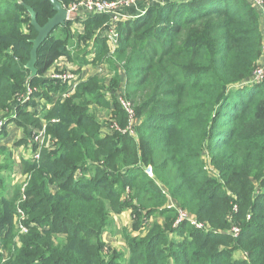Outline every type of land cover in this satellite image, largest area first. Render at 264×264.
Segmentation results:
<instances>
[{
  "label": "trees",
  "instance_id": "trees-1",
  "mask_svg": "<svg viewBox=\"0 0 264 264\" xmlns=\"http://www.w3.org/2000/svg\"><path fill=\"white\" fill-rule=\"evenodd\" d=\"M22 1L0 0V119L28 132L36 115L19 99L28 87L44 86L43 75L64 57L98 62L111 47L102 35L110 17L85 22L77 33L85 50L75 57L81 45L68 50L72 21L58 27L40 46L38 74L29 81L38 32L26 6L40 26L56 12L48 0ZM117 32L115 61L125 70L135 136L103 134L88 101L76 100L91 94L98 101L105 93L97 86L82 84L66 102L51 101L38 118L50 122L58 149L44 152L39 164H25V190L20 184L4 192L9 181L0 178L1 249L7 251L0 264H264V75L257 76L264 0L262 9L248 0H164L120 22ZM110 120L121 129L130 123L119 102ZM91 170L97 174L87 180ZM20 211L27 230L18 236ZM127 211L134 220L127 251L106 250L113 218ZM181 212L187 218L177 225ZM236 253L242 261L234 260Z\"/></svg>",
  "mask_w": 264,
  "mask_h": 264
},
{
  "label": "rangeland",
  "instance_id": "rangeland-1",
  "mask_svg": "<svg viewBox=\"0 0 264 264\" xmlns=\"http://www.w3.org/2000/svg\"><path fill=\"white\" fill-rule=\"evenodd\" d=\"M248 3L253 7H256L257 4V2H253L251 0H248ZM59 35L63 38L67 37L68 33L64 32ZM73 35L75 36L74 38L68 39V50L72 51L74 47L81 45V50L74 51L72 53L75 57L84 52L86 44L80 39V34ZM111 45L112 43H110V46ZM92 46L93 43H90L88 47L92 48ZM94 53L95 50L93 48V51L91 50V55L88 59L89 61L93 60ZM72 61L73 60L65 57L61 59L59 63L54 65L43 75V79L46 81V84H44L45 87L38 86L34 89L36 91H33V94L31 95V97L34 98H32L29 103L24 106L28 112L36 115L28 120V132L24 128L16 126L15 123L7 124V121L4 120L5 125L3 130L6 132L0 139V178L1 180H4V183L9 181V184L6 185L4 192L11 194L14 187H17L20 184L22 185V190H25L27 186V183H24L25 176L23 175L26 167L25 164L27 162H36L39 164L44 152L47 154L56 152L58 146L55 145V142L48 131V125L50 122L46 120L39 121L38 117L44 115L49 108H51L53 102H57L58 104L66 102V100L71 98L72 95L77 92L78 88L82 84L83 86L88 85L90 87L97 86L105 93H103V97H100L98 101L96 99L97 95L91 94H88L81 99H76L77 101H88L87 104L90 106L88 114L94 118L95 121H97L99 127L102 128V133L106 134L104 132L107 130L121 132L119 131L120 128L117 127L116 121H111L110 118L112 116V108L114 107V104L116 102L120 103L122 100L126 99L124 94V84L126 82L124 73L125 70L118 62L115 61V55L111 47L100 55L99 61L95 62V64L89 62L87 64L80 65L79 63H74L75 61ZM262 64V68H264V62ZM89 66L95 68L94 73L87 70ZM64 75H71L73 77L70 83H67L63 79L60 80V78ZM116 79L120 80L119 86L114 85V81ZM34 92L37 93L35 94ZM51 123H57V120H53ZM37 153L41 154L39 159H37ZM89 165L85 168H90ZM84 173V169H81L76 173L77 182H79L80 177H82ZM96 174V170H91V172L87 173L86 178H89L87 180H90L92 178L91 176H95ZM1 201L2 199L0 198V203ZM26 220L27 216L25 215H22L21 218L17 219V231L20 233L16 232L18 236L24 234L27 230L24 223ZM183 220H186V216L181 212V219L177 225H179L180 221ZM190 222L196 227L201 228V230L207 228L204 223L194 221ZM133 224L134 220L132 212L127 211L120 215H116L104 236L106 246L105 249L107 250L112 248L127 251V236L129 232H132L134 226ZM172 239L181 242L176 236H173ZM2 242L3 239L0 236V252L2 254L4 252L5 254L7 251H3L1 249V245L3 244ZM167 242V239L161 240L162 244H166ZM234 256L235 261L243 260V255L240 253H236Z\"/></svg>",
  "mask_w": 264,
  "mask_h": 264
},
{
  "label": "built area",
  "instance_id": "built-area-1",
  "mask_svg": "<svg viewBox=\"0 0 264 264\" xmlns=\"http://www.w3.org/2000/svg\"><path fill=\"white\" fill-rule=\"evenodd\" d=\"M17 1H19V0H17ZM251 1L257 2L256 7L262 9L263 0H251ZM141 2H145V3L152 6V5L163 4L164 0H73V2L70 3L68 6H65V5H63V6L68 12V18H69L70 22L73 20L72 15L80 13V12L88 13L91 17L103 16V15L109 16L110 21H109L108 28L103 32L102 35L107 37L108 40L110 41V43H112L111 49L113 50V53H114L115 49L118 46V38H119V34L117 32L118 24L120 22H123V21L134 19L133 17H129L124 12L125 8L134 7L138 3H141ZM142 15H144V14H142ZM142 15H140V16H142ZM140 16H138V17H140ZM135 18L137 19V17H135ZM84 22H86V21H84ZM84 22H83V30L85 28ZM91 49H93V46ZM263 75H264V69L262 68L261 70H259L257 72L258 79L263 78ZM72 78L73 77L71 75H64L62 78H60V80L63 79L67 83H70ZM57 80H59V79H57ZM34 89H36V88H32V87L27 88V91L19 99L21 106H26V104H28L29 101L32 98H34V97H31V95L33 94V91H36ZM34 93L36 94L37 92H34ZM120 105L126 111L128 117H129L130 123L126 128H124V129L120 128L119 131H121L122 133H125V134L126 133L129 135L131 134V136H135L134 127L137 124V119H136L135 113H134L130 103L126 99L122 100V102H120ZM4 123H5V121L0 119V132H2L4 129V125H5ZM117 127H118V125H117ZM40 157H41V154L37 153V159H39ZM146 173L150 177L153 176L152 171L150 169H147ZM21 214L24 215V213H22V212H21ZM186 218H187V216H186ZM232 233L235 236H237L240 233V230L238 228H233Z\"/></svg>",
  "mask_w": 264,
  "mask_h": 264
},
{
  "label": "water",
  "instance_id": "water-1",
  "mask_svg": "<svg viewBox=\"0 0 264 264\" xmlns=\"http://www.w3.org/2000/svg\"><path fill=\"white\" fill-rule=\"evenodd\" d=\"M52 3L54 11L56 12L55 16L45 25L40 26L37 21V16L31 7L26 6L30 16L32 25L38 32V36L33 40V49L31 51V60L27 64L26 68L30 71L29 81L37 76V62H38V50L40 46L50 37L53 31L58 27H63L67 22H70L68 18V12L64 8L63 4L59 0H48ZM19 4L24 5L22 0L17 1Z\"/></svg>",
  "mask_w": 264,
  "mask_h": 264
},
{
  "label": "crops",
  "instance_id": "crops-1",
  "mask_svg": "<svg viewBox=\"0 0 264 264\" xmlns=\"http://www.w3.org/2000/svg\"><path fill=\"white\" fill-rule=\"evenodd\" d=\"M150 6L151 5H149L145 2H141V3H138L134 7L125 8L124 12L129 17H133L134 19H136L135 17L139 18L138 16L145 14ZM72 17H73V20H72V29H73L72 33L73 34L81 33V31L83 30V22L92 18L88 13H85V12H80V13L74 14V15H72ZM57 63H59V62H57ZM94 69L95 68H92L90 66H89V68H87V70H89V72L91 71L93 73H94Z\"/></svg>",
  "mask_w": 264,
  "mask_h": 264
}]
</instances>
